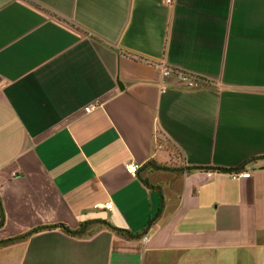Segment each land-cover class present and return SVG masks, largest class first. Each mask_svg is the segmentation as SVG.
<instances>
[{"label":"crops","instance_id":"obj_1","mask_svg":"<svg viewBox=\"0 0 264 264\" xmlns=\"http://www.w3.org/2000/svg\"><path fill=\"white\" fill-rule=\"evenodd\" d=\"M13 238L0 264H264V0H0Z\"/></svg>","mask_w":264,"mask_h":264},{"label":"trees","instance_id":"obj_2","mask_svg":"<svg viewBox=\"0 0 264 264\" xmlns=\"http://www.w3.org/2000/svg\"><path fill=\"white\" fill-rule=\"evenodd\" d=\"M197 81H198V79H197ZM199 82H200V80H199ZM149 164L152 166L153 169H157V170H158V169H162L161 166L156 165V164H154V163H149ZM91 223H92V222H85V223H83V224L81 225V227H80L79 229L74 230V231L68 229L66 226L61 225V224H59V225H55V226H50V227H48V228H60V229H61L62 231H64L65 233L70 234V235H72V236H81V235L88 234L87 229H88V226H89ZM101 223L104 224L105 226L111 228V229H114V230H116V231H119V232L124 233V234H125L127 237H129V238L134 237L131 233H129V232H127V231H122V230H119V229L113 228V227H111L108 223H105V222H103V221H101ZM39 230H40V229H35L34 231H32V232L29 233V234L37 233V232H39ZM26 236H27V235H26ZM21 238H22V237H21ZM16 240H18V238H13V239H8V240H5V241H1V242H0V246L3 245V244H8V243L14 242V241H16Z\"/></svg>","mask_w":264,"mask_h":264},{"label":"built area","instance_id":"obj_3","mask_svg":"<svg viewBox=\"0 0 264 264\" xmlns=\"http://www.w3.org/2000/svg\"><path fill=\"white\" fill-rule=\"evenodd\" d=\"M171 0H167V3H170ZM168 73L165 72L164 75L166 76ZM188 86L192 87L194 86V82H190L188 81ZM92 110V106H88L84 109L85 113H89ZM125 169L126 171L131 175V176H135L136 172L140 169V165L137 163H130L125 165ZM231 177L233 179H237V178H249L250 177V173L248 172H239V173H232ZM113 208L112 203H104V204H98L94 206L95 210H108L110 211Z\"/></svg>","mask_w":264,"mask_h":264},{"label":"rangeland","instance_id":"obj_4","mask_svg":"<svg viewBox=\"0 0 264 264\" xmlns=\"http://www.w3.org/2000/svg\"><path fill=\"white\" fill-rule=\"evenodd\" d=\"M178 75H179L181 80H185L186 79V80H188L190 82H196L197 81V79L192 78V77H188L187 75H183V74H179V73H178Z\"/></svg>","mask_w":264,"mask_h":264}]
</instances>
